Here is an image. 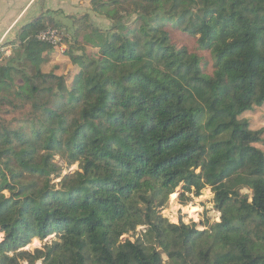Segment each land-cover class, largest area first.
<instances>
[{"label":"trees","instance_id":"trees-1","mask_svg":"<svg viewBox=\"0 0 264 264\" xmlns=\"http://www.w3.org/2000/svg\"><path fill=\"white\" fill-rule=\"evenodd\" d=\"M91 6L110 26L85 15L62 38L71 85L46 70L55 46L39 35L62 28L50 15L22 28L6 64L0 52V264H264V153L251 146L264 128L244 118L264 106V0ZM57 157L78 170L62 177ZM226 172L251 201L217 193L221 221L204 231L162 215L182 184L185 204Z\"/></svg>","mask_w":264,"mask_h":264},{"label":"rangeland","instance_id":"rangeland-1","mask_svg":"<svg viewBox=\"0 0 264 264\" xmlns=\"http://www.w3.org/2000/svg\"><path fill=\"white\" fill-rule=\"evenodd\" d=\"M54 2H57V4L52 5L51 8L53 10L50 12H47L46 15H50L52 17L53 15H56L57 19L55 17L54 18L56 22H58L62 26V28L61 30L49 28L57 32L58 46L55 47L54 60L51 64H49L46 70H50L51 68L56 66L57 70H59L58 74L66 76L68 79L69 85H71L72 77L77 74L78 69L72 65L68 57L66 58L64 57L65 56L64 53L68 50V45H67V42H65L62 38L68 36V40H71L76 30V27H75L76 19L81 18L85 15H89L90 17L89 21L91 23L103 29H108L110 26V22L105 17L97 15L92 11L91 0H57ZM62 6L64 7L61 9ZM76 8H80L82 10L76 11ZM22 28L20 29V32ZM173 29L174 30H172V35H173V39L175 43L181 46H186L189 50L198 54L200 57L209 58L208 53L202 52L199 50L198 41L196 38L189 37L179 32L175 28ZM9 40L10 38H8L5 41H9ZM19 48L20 47H19L18 41L1 44L0 52L2 53V63L6 64L7 61L10 59V57L13 56L12 55L13 50L17 51ZM95 52H97V50H95ZM7 118H11V117L8 116ZM244 118L250 122V127L252 130L258 131V130L263 129L264 128V106L261 108H257L250 113L245 114ZM251 146L253 148H256L261 154L264 153L263 143L262 144L252 143ZM56 160L60 164H63V162L61 161L59 157H57ZM63 166H64V170L62 172V177H64L65 175L74 173L75 171L78 170L77 165L71 168H67L65 164H63ZM238 166L239 164H236L233 169L236 170ZM228 173L229 172L222 174L217 179L213 178V182H215L214 187L207 186L202 191L201 197L195 198L193 195H187V198L189 200L185 204L181 198V196L184 193V189H183L184 185L182 184L175 192L177 194L176 199L169 200V204L162 211V215L173 224H180L181 222L186 225L195 224L196 229L199 231H204L208 229L212 224L220 222L221 214L217 210L215 200H214L216 194L219 192L227 191L228 189L232 187H237V186L239 187L240 184L238 182H240L241 180L245 178V177H241L240 175L232 177V175H228ZM62 177L56 179L55 183H59ZM239 188H240L239 190L240 194L248 196L249 201H251L252 191L249 188L242 187V186H240ZM144 230L145 228L141 227L138 229L136 235H133V234L126 235L123 237L122 240L123 241L131 240L134 242ZM4 238H5V235L1 233L0 231V244L3 242ZM57 240L59 239L55 236H51L44 241L35 239L24 250H27L33 253L38 249H43L46 244L48 243L50 244ZM163 260L165 263L169 262V259L164 254H163ZM38 264H42V262H38Z\"/></svg>","mask_w":264,"mask_h":264},{"label":"crops","instance_id":"crops-1","mask_svg":"<svg viewBox=\"0 0 264 264\" xmlns=\"http://www.w3.org/2000/svg\"><path fill=\"white\" fill-rule=\"evenodd\" d=\"M54 1L57 0H0V45L17 41L20 29L52 11L51 6L57 4ZM80 10L76 8V11ZM53 17L57 19L56 15ZM8 38L10 40L5 41Z\"/></svg>","mask_w":264,"mask_h":264},{"label":"built area","instance_id":"built-area-1","mask_svg":"<svg viewBox=\"0 0 264 264\" xmlns=\"http://www.w3.org/2000/svg\"><path fill=\"white\" fill-rule=\"evenodd\" d=\"M39 40L42 42L50 43L55 47L58 46L57 32L51 29H47L39 35Z\"/></svg>","mask_w":264,"mask_h":264},{"label":"bare ground","instance_id":"bare-ground-1","mask_svg":"<svg viewBox=\"0 0 264 264\" xmlns=\"http://www.w3.org/2000/svg\"><path fill=\"white\" fill-rule=\"evenodd\" d=\"M177 197V194H174L173 197L171 198L172 200H175Z\"/></svg>","mask_w":264,"mask_h":264}]
</instances>
